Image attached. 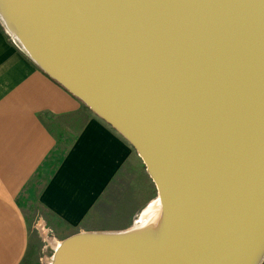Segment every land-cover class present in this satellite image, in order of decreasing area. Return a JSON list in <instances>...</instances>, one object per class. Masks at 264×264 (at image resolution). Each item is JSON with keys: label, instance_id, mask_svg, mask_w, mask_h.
<instances>
[{"label": "water", "instance_id": "obj_1", "mask_svg": "<svg viewBox=\"0 0 264 264\" xmlns=\"http://www.w3.org/2000/svg\"><path fill=\"white\" fill-rule=\"evenodd\" d=\"M5 7L16 46L142 160L162 211L155 264H224L247 245L251 257L264 238V227L251 238L264 219V0ZM131 230L73 235L49 264H108L79 251ZM254 256L261 264L263 245Z\"/></svg>", "mask_w": 264, "mask_h": 264}, {"label": "crops", "instance_id": "obj_2", "mask_svg": "<svg viewBox=\"0 0 264 264\" xmlns=\"http://www.w3.org/2000/svg\"><path fill=\"white\" fill-rule=\"evenodd\" d=\"M48 123L73 136L66 150ZM126 171L136 175L135 194L115 221L105 222L94 211ZM32 182L39 185L38 203L71 231L62 241L81 232L128 230L157 197L131 145L37 67L0 24V264H20L26 255L18 200Z\"/></svg>", "mask_w": 264, "mask_h": 264}, {"label": "rangeland", "instance_id": "obj_3", "mask_svg": "<svg viewBox=\"0 0 264 264\" xmlns=\"http://www.w3.org/2000/svg\"><path fill=\"white\" fill-rule=\"evenodd\" d=\"M48 126L58 136L60 149L66 150L73 136L71 134L59 135L62 128L60 129L58 126L54 127L52 123H48ZM57 155H60V151H58ZM43 176L44 173L42 175L41 172L40 177L44 178ZM132 176L136 175H131V173L126 171L116 179L118 182L121 181L119 183L115 182L109 188L100 205L96 207L94 215L96 214L105 222L115 221L113 216L117 215L118 210L124 207V202L128 201L127 196L135 194L132 184L137 181L135 182ZM38 189L39 185L32 182L18 200L19 209L27 225L29 243L26 255L20 264H49L52 254L54 255V248L51 246V243L54 241L60 242L62 241V237L67 236L69 232L71 234V231L63 227L38 203ZM110 217L113 220L112 218L108 219ZM261 264H264V260Z\"/></svg>", "mask_w": 264, "mask_h": 264}, {"label": "bare ground", "instance_id": "obj_4", "mask_svg": "<svg viewBox=\"0 0 264 264\" xmlns=\"http://www.w3.org/2000/svg\"><path fill=\"white\" fill-rule=\"evenodd\" d=\"M7 3L8 0H0V13H2V9H7V7H5L7 6ZM42 21H45L44 16ZM61 74L64 75L63 77L66 79L68 84H70L72 88L75 89V80L72 78H66L65 76L67 75L64 71H62ZM161 214L162 211L160 208V202L156 197L142 211L139 218L131 227L133 230L129 231L125 235V237L120 239L90 238L88 239L89 241L97 242L90 244L92 245V247H84L87 249L80 250L79 252H84L82 257L84 256L89 259L98 258L103 263L108 264H155L157 258H159L158 254L160 253V250L162 248H160L162 238L159 235V228L162 225ZM262 227H264V219H261V221L257 225V228L255 229V232H253V235L251 237L252 239L254 237V234L260 232L263 229ZM88 240L82 239V241L84 242H88ZM60 242L54 241L51 243V246L54 248V255L52 254V257L57 254L56 252L59 249ZM262 245L264 246V238H262L258 243L256 247L257 250L255 249V252H257L258 250L261 251ZM248 246L249 245H247V247L245 248L242 247L240 249L232 251L230 254H227L224 257V264H242L244 260H246V264H251V262L254 260L255 252L251 257H248L246 259L249 252ZM144 252H146L147 254H145ZM163 252H165V249L161 251V253Z\"/></svg>", "mask_w": 264, "mask_h": 264}]
</instances>
